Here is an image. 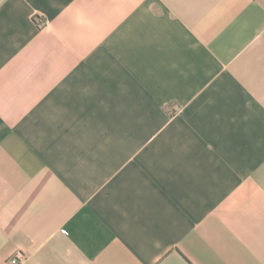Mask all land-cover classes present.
I'll use <instances>...</instances> for the list:
<instances>
[{"label": "crops", "instance_id": "0c3cea01", "mask_svg": "<svg viewBox=\"0 0 264 264\" xmlns=\"http://www.w3.org/2000/svg\"><path fill=\"white\" fill-rule=\"evenodd\" d=\"M14 257L264 264V0H0Z\"/></svg>", "mask_w": 264, "mask_h": 264}, {"label": "built area", "instance_id": "2783aa9c", "mask_svg": "<svg viewBox=\"0 0 264 264\" xmlns=\"http://www.w3.org/2000/svg\"><path fill=\"white\" fill-rule=\"evenodd\" d=\"M65 233H67V230H63ZM12 263L13 264H19V259L17 258V257H14L13 259H12Z\"/></svg>", "mask_w": 264, "mask_h": 264}]
</instances>
